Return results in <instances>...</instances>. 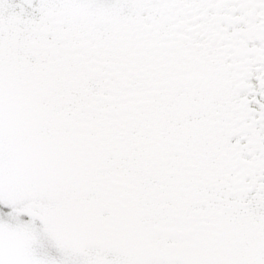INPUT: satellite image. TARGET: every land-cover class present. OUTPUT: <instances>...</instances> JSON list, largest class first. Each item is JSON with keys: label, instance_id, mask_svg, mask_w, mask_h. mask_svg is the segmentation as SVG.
<instances>
[{"label": "snow or ice", "instance_id": "obj_1", "mask_svg": "<svg viewBox=\"0 0 264 264\" xmlns=\"http://www.w3.org/2000/svg\"><path fill=\"white\" fill-rule=\"evenodd\" d=\"M0 264H264V0H0Z\"/></svg>", "mask_w": 264, "mask_h": 264}]
</instances>
